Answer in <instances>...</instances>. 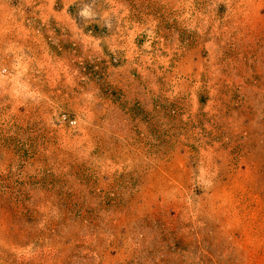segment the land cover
<instances>
[{
    "label": "rangeland",
    "instance_id": "374dc122",
    "mask_svg": "<svg viewBox=\"0 0 264 264\" xmlns=\"http://www.w3.org/2000/svg\"><path fill=\"white\" fill-rule=\"evenodd\" d=\"M0 264H264V0H0Z\"/></svg>",
    "mask_w": 264,
    "mask_h": 264
}]
</instances>
